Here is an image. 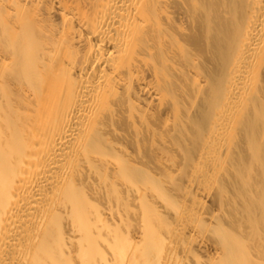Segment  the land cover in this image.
<instances>
[{"label":"bare ground","instance_id":"bare-ground-1","mask_svg":"<svg viewBox=\"0 0 264 264\" xmlns=\"http://www.w3.org/2000/svg\"><path fill=\"white\" fill-rule=\"evenodd\" d=\"M0 264H264V0H0Z\"/></svg>","mask_w":264,"mask_h":264}]
</instances>
